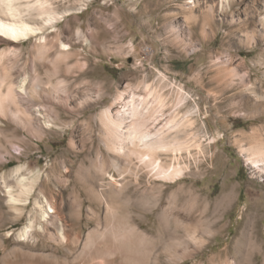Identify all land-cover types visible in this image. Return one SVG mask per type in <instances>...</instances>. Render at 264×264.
Wrapping results in <instances>:
<instances>
[{
  "label": "rangeland",
  "instance_id": "1",
  "mask_svg": "<svg viewBox=\"0 0 264 264\" xmlns=\"http://www.w3.org/2000/svg\"><path fill=\"white\" fill-rule=\"evenodd\" d=\"M36 1L17 4L27 20L41 24ZM45 1L56 15L42 33L22 44L0 33V85L2 75L8 74L16 85L26 77L47 83L49 63L38 59L37 42L41 36L49 42L61 38L67 49L59 41L50 53L61 71L43 92L70 93L71 102L69 108L52 102L55 115L47 125L39 112L44 102L22 101L18 88L21 104L30 107L34 119L28 124L24 117L0 112V264H65L69 250H86L89 264H99L104 259L88 250H106L114 243L103 244L100 234L90 241L88 233L112 223L127 226L131 220L151 231L153 243L133 250L134 244L121 242L132 258L115 254L113 264H264V176L247 163L237 141L243 131L262 128L264 114L251 119L235 114L232 96L242 88V79L236 77L237 84L231 78L220 81L221 68L232 63L246 82L264 93V0H228L225 6L219 0ZM207 2L214 12L206 10ZM248 32L255 37L249 39ZM13 48L21 55L5 52ZM64 49L70 51L66 63L58 56ZM34 66L40 68L39 77L30 72ZM222 88L223 97L215 100ZM180 89L186 97L182 112L195 110V124L187 127L184 137L205 144L201 153L193 151L199 169L191 159L190 172L163 182V191L153 188L142 197L144 178L129 203L114 196L117 206L108 210L88 190L90 183L100 185L99 152L109 154L99 113L112 103L114 113L119 112L122 93L138 104V95L153 93L148 104H140L147 107L157 93L173 103ZM11 105L8 109L15 111L17 105ZM20 166L22 175L39 181L22 217L16 218L6 199L5 178ZM110 171L120 178L115 169ZM232 187L233 198L224 205L221 197ZM42 195L52 201L65 235L69 240L79 237V243L60 244L49 234L55 228L49 224L44 231L39 223L20 241L19 233ZM69 262L77 264L72 258Z\"/></svg>",
  "mask_w": 264,
  "mask_h": 264
},
{
  "label": "bare ground",
  "instance_id": "2",
  "mask_svg": "<svg viewBox=\"0 0 264 264\" xmlns=\"http://www.w3.org/2000/svg\"><path fill=\"white\" fill-rule=\"evenodd\" d=\"M18 1L19 0H0V33L11 41L22 44L32 36L42 33L47 26L46 24L51 22L56 14L53 15V11L47 5V1L37 0L33 6H36V14L42 18L43 22L41 24L32 23L25 18L24 10L17 4ZM225 1L228 0H219V3L225 6ZM205 5L208 12H214V5L209 2ZM29 7L32 6L30 5ZM247 34L249 39L255 37H253L250 32ZM59 41H61L60 43L62 46L67 49V44L61 38L49 42L46 36H41L39 42H37L38 59L40 61L46 59L49 63L46 69L49 78L47 83L37 79L31 80L29 77H26L21 81V84L16 85V82L11 80L12 75H2V85H0V112L2 114L7 116L9 114L17 115V118L18 116L19 118L24 117V120L26 119V122L30 124L31 120L34 119V115L31 113L30 107L27 106V104H21V102H44L42 109H38H40L39 112L41 117L45 118L46 124L51 125L55 115L54 108L51 104L52 102H59L65 108L70 107V93L65 96L59 94H55L54 96L50 93L43 92L46 85L52 82L53 76L58 75L61 71L62 65L56 64L50 56V53L55 50ZM65 49L63 52L59 53L58 56L61 55L62 57L60 58L66 63L70 57V51ZM5 52L13 53L18 56L21 55V52L14 50V48L6 50ZM1 53L4 52H0V60L4 57ZM52 60L53 63L50 62ZM30 72L34 73L37 77L40 76V68L37 66L32 67ZM236 77L242 79V88L236 90V93L232 96L234 100L233 112L245 119L255 118L260 114H264V93L260 91L258 88L259 86L256 87L254 83L246 82L245 77L240 75V72H238L237 68H235L232 63L221 68L220 81L222 83L224 81L226 83L227 80L231 78L233 84H237L238 82L235 81ZM4 85H6L7 91H5ZM18 88L23 91V94H21L22 96L20 95L23 98L21 102L20 96H18L20 93ZM224 88L219 91V94L213 93L215 95V100H219L223 97V93L226 90ZM149 94V96L138 95V97H141L140 99L143 104H148V100L153 93ZM185 99L186 97L183 95L182 89L178 92L177 98L173 103H169L167 101L168 98L164 96L163 93H157L154 96V103L144 107L143 105L140 106L142 102L139 104L136 103L137 100L127 101L125 94L122 93L118 97V103H122L123 105H121L122 109L119 112L117 111L118 114L117 112L114 113V103L101 110L99 119L102 124L103 137H105L102 138V141L108 149L109 154L104 156L99 152L98 159L100 160V164L96 172L100 185L96 186L97 184L90 183L88 190L94 197L96 196L99 202L108 210L117 206L114 196H118L121 199L124 198L126 202L129 203V201L137 195L136 187H139L144 178L147 180V185L144 190L141 191L142 197L147 196L153 188L163 191V182L177 181L183 177L185 173L190 172L191 165L189 160L191 159L194 160L197 170L199 169L197 164L200 159L197 158L198 156H196V153H201L205 144L202 139L194 138L191 141H187L184 137L187 127H193L195 124L193 120L194 109H189L184 113L182 112ZM10 102H12L11 104L14 103L17 105V107L15 106V111L8 109L11 105L9 104ZM41 129L43 130V128ZM237 141L241 144L242 150L246 153L244 154L246 155L247 163L253 165L255 169H257L259 175L264 176V126H262V128L261 126L260 128H253L251 132L243 131L237 138ZM194 150L197 152L193 153ZM22 168L23 166L18 167L11 172L8 179L5 178L6 199L16 218L22 217L27 201L31 198L37 182L39 181V178H30L22 175ZM110 169H115L119 173L120 178H116L110 174ZM130 177H132V179H130ZM131 184H135V187L132 188ZM180 186L181 188L179 187V189H177V194L184 188L183 184ZM190 189L192 193H195L193 188L190 187ZM234 190L235 188L232 187L229 191L223 193L221 202L224 205L230 204ZM42 196V199L39 198V196L36 198V211L32 217L29 218L28 224L21 229L19 233L20 241L23 240L24 237H27L28 234L31 233V230L37 227L39 223V227L44 231H46L48 225L51 224L55 228V232L49 233L50 237L60 244H65V242H69L70 244L79 243V237L69 240L65 235V226L58 216L55 217L53 215L55 213V207L52 201H49V199L46 198L47 196ZM3 199L4 198L0 196V205H3ZM3 214L4 212L0 207V215ZM76 214L77 218L81 216L80 209ZM129 215L131 217L133 215L132 212H129ZM99 230L101 229L99 228ZM99 230L93 229L90 231L87 235V239L90 240L96 234H98L96 237H99L100 234L99 240H101L103 244L114 243V245L111 244L106 250L100 249L99 246L88 250L104 259L99 264H113L114 261L112 257L115 254H121L123 257L132 258V255H130L131 252L129 253V251H127L129 247L126 248L127 246H123L127 242L129 244H134L135 247L132 248L133 250L139 249L140 246H142L143 249H148L153 243V237L150 234L151 231L144 229L142 224L135 223L132 220L127 226L115 225L112 223L107 229H103L101 232ZM94 242L92 244H94ZM121 242L126 243L122 244ZM3 243L4 241L0 238V245H3ZM15 249L17 250L18 248L16 247ZM189 252L192 253V251ZM68 253L65 257V259H67L64 261L65 264H70L69 259L71 258L73 261L77 262V264H89L88 252L86 253V250L75 253L69 250Z\"/></svg>",
  "mask_w": 264,
  "mask_h": 264
}]
</instances>
